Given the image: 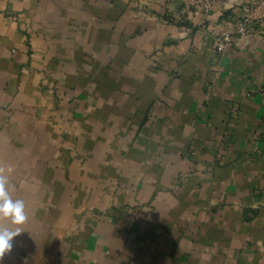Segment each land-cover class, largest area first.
<instances>
[{"label":"crops","instance_id":"obj_1","mask_svg":"<svg viewBox=\"0 0 264 264\" xmlns=\"http://www.w3.org/2000/svg\"><path fill=\"white\" fill-rule=\"evenodd\" d=\"M0 167V264H264V0H0Z\"/></svg>","mask_w":264,"mask_h":264},{"label":"clouds","instance_id":"obj_2","mask_svg":"<svg viewBox=\"0 0 264 264\" xmlns=\"http://www.w3.org/2000/svg\"><path fill=\"white\" fill-rule=\"evenodd\" d=\"M11 167H0V259L12 248L11 241L22 231L27 220L26 205L22 199H13L7 190ZM8 221L13 227H5Z\"/></svg>","mask_w":264,"mask_h":264},{"label":"built area","instance_id":"obj_3","mask_svg":"<svg viewBox=\"0 0 264 264\" xmlns=\"http://www.w3.org/2000/svg\"><path fill=\"white\" fill-rule=\"evenodd\" d=\"M220 0H187L188 7L194 15L210 14L218 7ZM255 31V24L247 11L235 20V32H224L214 39V47L219 53H224L229 48L235 37H246Z\"/></svg>","mask_w":264,"mask_h":264}]
</instances>
